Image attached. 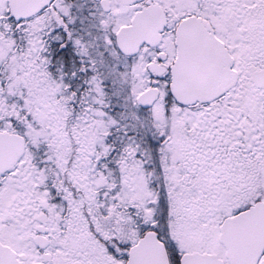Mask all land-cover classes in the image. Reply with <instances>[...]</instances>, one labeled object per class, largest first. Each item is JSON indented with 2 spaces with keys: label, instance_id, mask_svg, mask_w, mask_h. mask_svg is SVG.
<instances>
[{
  "label": "snow or ice",
  "instance_id": "6c2138e0",
  "mask_svg": "<svg viewBox=\"0 0 264 264\" xmlns=\"http://www.w3.org/2000/svg\"><path fill=\"white\" fill-rule=\"evenodd\" d=\"M0 264H264V0H0Z\"/></svg>",
  "mask_w": 264,
  "mask_h": 264
}]
</instances>
